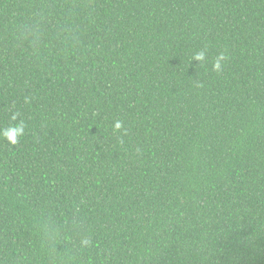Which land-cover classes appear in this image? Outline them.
I'll return each instance as SVG.
<instances>
[{"label":"trees","instance_id":"obj_1","mask_svg":"<svg viewBox=\"0 0 264 264\" xmlns=\"http://www.w3.org/2000/svg\"><path fill=\"white\" fill-rule=\"evenodd\" d=\"M0 264H264V0H0Z\"/></svg>","mask_w":264,"mask_h":264},{"label":"clouds","instance_id":"obj_2","mask_svg":"<svg viewBox=\"0 0 264 264\" xmlns=\"http://www.w3.org/2000/svg\"><path fill=\"white\" fill-rule=\"evenodd\" d=\"M195 59L200 60V59H203V57H202V56H196ZM214 67H215V66H214ZM120 126H121V125H120V122L117 121L116 124H115V127H116L117 129H119ZM9 143H11V141H9Z\"/></svg>","mask_w":264,"mask_h":264}]
</instances>
